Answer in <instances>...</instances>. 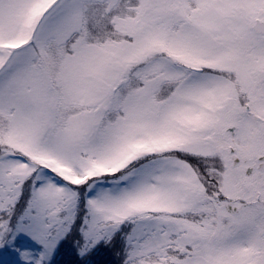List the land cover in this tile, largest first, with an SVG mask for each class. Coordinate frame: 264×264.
Here are the masks:
<instances>
[{"label": "snow or ice", "instance_id": "snow-or-ice-1", "mask_svg": "<svg viewBox=\"0 0 264 264\" xmlns=\"http://www.w3.org/2000/svg\"><path fill=\"white\" fill-rule=\"evenodd\" d=\"M0 264H264V0H0Z\"/></svg>", "mask_w": 264, "mask_h": 264}]
</instances>
